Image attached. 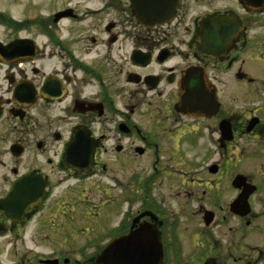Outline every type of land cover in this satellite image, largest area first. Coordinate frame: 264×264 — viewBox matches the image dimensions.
I'll use <instances>...</instances> for the list:
<instances>
[{"label":"flooded vegetation","instance_id":"1","mask_svg":"<svg viewBox=\"0 0 264 264\" xmlns=\"http://www.w3.org/2000/svg\"><path fill=\"white\" fill-rule=\"evenodd\" d=\"M20 1L0 264H264V0Z\"/></svg>","mask_w":264,"mask_h":264},{"label":"rangeland","instance_id":"2","mask_svg":"<svg viewBox=\"0 0 264 264\" xmlns=\"http://www.w3.org/2000/svg\"><path fill=\"white\" fill-rule=\"evenodd\" d=\"M20 6H21L20 0H0V10H4V11L15 10L17 12L20 9ZM8 7L10 9H8ZM48 8H49V3H46V0H43V6H42L43 11L47 10Z\"/></svg>","mask_w":264,"mask_h":264},{"label":"water","instance_id":"3","mask_svg":"<svg viewBox=\"0 0 264 264\" xmlns=\"http://www.w3.org/2000/svg\"><path fill=\"white\" fill-rule=\"evenodd\" d=\"M138 2L141 4L142 0H139ZM152 13H154V12L153 11H149V10L146 11V14H152ZM136 14L141 18V14L140 13L136 12Z\"/></svg>","mask_w":264,"mask_h":264}]
</instances>
